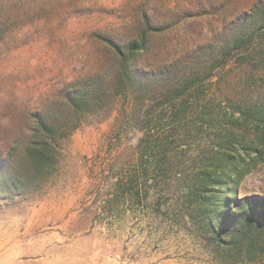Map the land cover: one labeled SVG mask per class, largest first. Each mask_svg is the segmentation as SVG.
I'll use <instances>...</instances> for the list:
<instances>
[{"label": "rangeland", "instance_id": "obj_1", "mask_svg": "<svg viewBox=\"0 0 264 264\" xmlns=\"http://www.w3.org/2000/svg\"><path fill=\"white\" fill-rule=\"evenodd\" d=\"M263 6L0 0V178L34 114L60 117L92 79L110 96L56 144L38 189L0 198V264H264L213 239L215 207L194 198L203 176L264 198ZM143 32L135 81H117L111 44Z\"/></svg>", "mask_w": 264, "mask_h": 264}, {"label": "trees", "instance_id": "obj_2", "mask_svg": "<svg viewBox=\"0 0 264 264\" xmlns=\"http://www.w3.org/2000/svg\"><path fill=\"white\" fill-rule=\"evenodd\" d=\"M146 37L143 32L137 40L127 44L124 50L116 44H111L119 62L117 81L126 80L130 85L135 81L136 55L144 49ZM109 97L99 81L92 79L64 93L63 115L60 114V117L53 115L54 113L34 114L33 131L19 162L15 169L4 172L0 178V198L26 194L32 191L31 187L38 189L56 166V144L68 138L80 127L82 119L96 113L98 107L106 103ZM239 180L240 177L235 182H226L203 176L194 198L215 207L214 220H210L208 225L213 239L232 247L237 256L246 255L250 259H256L264 254V198L238 199L235 188ZM210 183L217 186L214 202H210L209 196L206 195L212 187ZM232 184L233 194L230 193ZM224 234H230L233 239L222 240Z\"/></svg>", "mask_w": 264, "mask_h": 264}]
</instances>
